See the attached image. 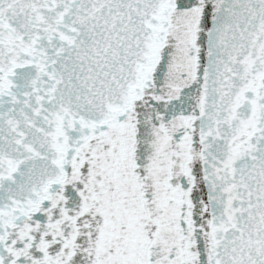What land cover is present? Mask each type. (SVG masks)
<instances>
[{
	"label": "snow or ice",
	"instance_id": "obj_1",
	"mask_svg": "<svg viewBox=\"0 0 264 264\" xmlns=\"http://www.w3.org/2000/svg\"><path fill=\"white\" fill-rule=\"evenodd\" d=\"M0 264H264V0H0Z\"/></svg>",
	"mask_w": 264,
	"mask_h": 264
}]
</instances>
